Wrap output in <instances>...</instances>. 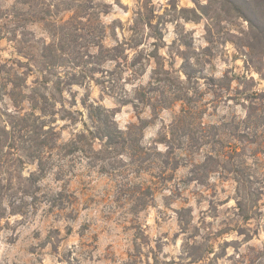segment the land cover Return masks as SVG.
Returning <instances> with one entry per match:
<instances>
[{
    "label": "rangeland",
    "instance_id": "obj_1",
    "mask_svg": "<svg viewBox=\"0 0 264 264\" xmlns=\"http://www.w3.org/2000/svg\"><path fill=\"white\" fill-rule=\"evenodd\" d=\"M104 1L111 5L102 15L112 26L107 46L116 44V34L130 36L140 11L150 16L155 27L140 24L143 53L137 59L128 48L120 63L104 64L98 81L66 91V107L80 111L76 120L62 111L35 113L53 120L46 123L62 143L92 126L84 101L113 110L121 129L145 128L124 150L99 152L104 142L95 139L61 158V180L54 168L39 184L41 193L63 190V208L43 202L4 220L0 264H264V41L246 55L249 23L233 14L244 1L211 0L207 15L194 0ZM15 3L0 0V126L15 124L19 132L0 173L4 161L20 165L32 142L21 130V116L34 112L29 91L13 96L24 81L12 67L30 71L28 58L10 37L15 27L19 35L34 29L33 40L42 35L23 18L14 22ZM153 42L159 60L146 58ZM183 108L191 111L178 119ZM35 168L22 169L28 175Z\"/></svg>",
    "mask_w": 264,
    "mask_h": 264
},
{
    "label": "trees",
    "instance_id": "obj_2",
    "mask_svg": "<svg viewBox=\"0 0 264 264\" xmlns=\"http://www.w3.org/2000/svg\"><path fill=\"white\" fill-rule=\"evenodd\" d=\"M194 1L200 5L203 15L209 14L211 0L206 3H201V0ZM243 1L246 7L239 5L234 8L233 14L243 17L249 23V44L246 46L248 48L246 55L249 57L253 54V49L258 47L256 44L264 41V0ZM221 2L230 4L231 0ZM110 7V3L104 0H16L13 5L14 22L23 18L29 21V25L38 26L42 35L39 40H33L30 36L36 37L34 29L21 32L19 35L18 27H15L10 37V40L16 43L18 53L28 58L26 64L30 70L21 71L19 64L12 67L13 74L24 81L23 84L16 83L12 93L15 96L16 90L18 95L24 94L25 90L29 91L25 99L34 112L28 114L29 116H21V119L26 121L21 130L26 131L32 142L24 151V155H19L20 165L16 167V163L12 165L10 162H3L4 167L0 173V230L4 220L8 222L13 215L34 212L43 202H49L51 207H62L64 191L41 193L39 182L54 168H57L56 179L61 180L65 172L61 158L72 155L80 148L81 143L90 144L95 139H100L102 143L104 142L105 148L99 152L120 151L131 145L130 137L135 130L142 131L145 128L142 124H132L125 130L121 129L116 123L113 110L101 103L84 101L92 126H87L85 131L74 133L68 142L62 143L55 127L46 123L53 120L47 121L35 113L36 110H40L44 116L51 117L62 111L66 113L60 115L62 118L68 116L69 119L76 120V114L80 111L66 107L65 92L72 90L75 84L83 85L86 79L98 81L96 73L104 71V64L120 63L121 59L129 56L126 52L128 48L137 51V59L143 53L138 51V47L144 44L146 39L140 30L142 28L140 24L155 27L150 16L140 11L134 24L128 28L130 36L120 40L116 34V44L107 46L104 39L108 28L112 26L102 19V15L108 13ZM208 18L214 19L212 16ZM156 38L159 40L162 36ZM153 44L155 49L147 53L146 58L154 57L159 60L161 55L156 53V50L160 45L157 42ZM157 64L158 67L161 66L160 61H157ZM134 72L137 73L138 70L134 69ZM32 73L35 78L30 84L28 79ZM155 73H159L158 68ZM42 90L45 92L42 93ZM14 101L19 102L16 98ZM59 101L61 105L57 107ZM189 111H191L189 108H183L178 119L185 117ZM176 128L177 120L172 123V135ZM18 132L15 124L9 128L0 126V159L9 157L10 151L5 152V149L15 147V136ZM171 144L176 145L173 140ZM178 144L180 148L184 145L182 141ZM26 163L36 165L28 175H24L22 169Z\"/></svg>",
    "mask_w": 264,
    "mask_h": 264
}]
</instances>
